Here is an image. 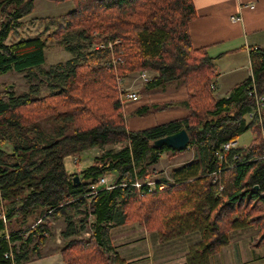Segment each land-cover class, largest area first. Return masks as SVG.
<instances>
[{
	"label": "trees",
	"instance_id": "obj_1",
	"mask_svg": "<svg viewBox=\"0 0 264 264\" xmlns=\"http://www.w3.org/2000/svg\"><path fill=\"white\" fill-rule=\"evenodd\" d=\"M72 1L65 14L29 18L43 28L24 37L19 28L34 0H0V75L24 72L30 83L26 92L16 94L14 86L0 92V264L40 257L55 240L51 223L59 220L64 264H122L107 232L135 222L161 241L198 232L200 240L184 264H209L229 244L231 232L249 226L258 229L255 245L264 249L263 119L245 118L256 108L253 89L264 95V48L249 49L252 76L217 98L210 87L213 58L191 44L192 0ZM9 36L17 40L6 43ZM48 42L72 56L46 71L40 67ZM144 69L155 72L144 82L146 90L184 87L177 104L186 114L131 130L122 113V81ZM39 75L49 87L43 95L31 83ZM172 106L143 104L131 114L142 117ZM181 129L189 135L184 150L153 147L155 139ZM246 130L254 139L234 160L228 154L227 162H219L221 145ZM92 148L101 153L89 164L66 169L68 157L80 164ZM190 149L193 158L151 188L146 179L160 154L174 157ZM107 173L115 175L111 186L98 185Z\"/></svg>",
	"mask_w": 264,
	"mask_h": 264
},
{
	"label": "crops",
	"instance_id": "obj_2",
	"mask_svg": "<svg viewBox=\"0 0 264 264\" xmlns=\"http://www.w3.org/2000/svg\"><path fill=\"white\" fill-rule=\"evenodd\" d=\"M192 3L195 18L189 23L191 44L193 48H204L207 54L213 58L215 82L210 87L213 89L215 97L227 96L234 85L252 76L249 49L251 47L264 48V0H192ZM233 16L240 19L233 21L231 19ZM171 87L173 88L175 85ZM166 95L168 97L162 96L163 98L159 100L152 99L149 102L140 103L138 94V100L133 101V103H137V106L158 101H170L173 102V106L172 109L169 108L171 110L149 112L142 117L132 116L129 120L132 126L131 130L144 129L140 127L139 117H151L152 124L156 125L181 118L186 114V110L177 104L185 97L182 85L178 86L176 90L171 89ZM178 108L180 109L177 110ZM172 110H177L174 112L179 113L172 116ZM262 119L264 120L263 116ZM246 131H250L254 135L251 142L255 133L251 130ZM249 143L240 146V148H245ZM79 166H81L80 169L84 167L83 165ZM113 176L115 177V175ZM244 229L233 231L230 236L244 232ZM88 236L89 234L85 237ZM107 236L113 247L112 253L123 261L122 264H184L190 246L197 244L200 240L199 233L194 231L177 238L161 241L156 232H149L143 225L136 222L111 227L108 229ZM232 244L230 238L229 244L210 257L209 264H215V260L226 262V264H240L234 259L236 248L235 250L232 248V253L229 252V249L228 252L224 250ZM43 250L45 252L40 257L22 264H64L60 246L56 247L54 242H47ZM240 254L242 256V252ZM263 257L264 254L261 262L257 260V264H263ZM254 261H256V256H248L243 259L242 264H254Z\"/></svg>",
	"mask_w": 264,
	"mask_h": 264
},
{
	"label": "rangeland",
	"instance_id": "obj_3",
	"mask_svg": "<svg viewBox=\"0 0 264 264\" xmlns=\"http://www.w3.org/2000/svg\"><path fill=\"white\" fill-rule=\"evenodd\" d=\"M73 1L72 0H65V1H60V2H55V1H51V0H34V6H33V10L32 12L24 17L22 19V26L19 28V31L21 33L22 36L27 37V36H32L35 35L37 32H39L40 30H42L43 22H35L32 23L31 19L29 18H52V17H57L59 15L65 14L66 12L70 11L73 9ZM44 24V23H43ZM17 37L16 36H9L8 38L5 39L6 43H11L13 41H16ZM72 55L68 52H66L65 50H63L60 46L55 45V43L53 42H48V47L45 50V63L44 65H42L40 68L42 70H50L51 66H54L55 64L61 62H65L66 60H68ZM117 61V60H116ZM24 72L21 73H17V72H10V73H6L4 75H0V92L3 90V88L5 86H14L15 89V93L19 94L21 92H26L28 91V86L30 83H28L24 77ZM116 75H118V71L115 72ZM139 71L138 72H133L131 74H128L125 76V78L123 79V84L121 88H124L125 90H132V91H136L139 94V100H141L140 103L142 102H149V100H159L162 99V96H166V93L170 92V90H176L177 88L175 87H168L167 90H159V89H155L152 91H148L145 89L144 87V82L143 80L140 79V77L138 76ZM148 76L150 75L153 76L155 74V72L148 70L147 72ZM119 76V75H118ZM45 75H39V77L32 82L34 83H38L39 85V89H40V94H46L49 91V87L47 86L46 83V79H45ZM43 80V81H41ZM218 95V93H216ZM121 102H123V106H122V113L126 116V124L128 129H131V124H130V118L132 116H134V114H131L133 108L135 106H137V103H133L132 101L129 103H124L126 101H123L121 99ZM158 102H170V101H158ZM172 109V108H171ZM168 109V110H171ZM180 108H178L177 110H179ZM177 110H172L171 114L172 116H175L173 114H178L179 112H174ZM261 113L262 116L264 117V106H262L261 108ZM136 116V115H135ZM248 120V116L245 117ZM139 124L141 128H145V127H149L152 126V119L151 117H144V118H138ZM263 126V130H264V120L262 123ZM254 135L250 132V131H245L244 133H242L239 137H238V144L239 146H243L246 143H249L251 138ZM122 145V142H119L116 146H114L116 149L120 148ZM109 146L111 145H107L105 148L109 149ZM5 149L10 150V146L9 145H5L4 146ZM87 152V151H85ZM97 148H92L90 151H88L87 154H84L82 156H86L84 157V161H82V164H77V162L74 160L73 157H68L65 160V167L69 172H75L80 170L79 165H87L90 163V161L92 160V158L96 155V154H100L101 152H99ZM82 154V153H81ZM80 154V155H81ZM193 154H194V150L190 149L187 152L184 153H180L174 157L170 156V153L168 152H162L161 158L159 160V162L153 167V170H151V178L149 180L146 179V181H149L148 183H151V188L154 186V181L157 178H161V177H165V176H169V172L172 168L174 167H178L182 164H184L185 162L191 160L193 158ZM77 165V166H76ZM105 177L112 179L114 178L113 174L111 173H107L105 174ZM166 178V177H165ZM92 217L89 218V221H92ZM51 228L52 231H54L56 234H59V228L61 227L62 223L61 221H56L51 223ZM85 233V231H84ZM82 234L83 237H85L87 234ZM258 229L254 226H249L246 227L244 229V232H239L237 235H233L231 237L232 239V245H228V248H224V250H226L228 252L232 253V248L237 251H235L234 254H236V256L234 257L236 262H240V264L243 263V259L248 258V256L253 257L256 256V261H254V264H257V260H259V262H261L262 259V255L264 254L263 249H259L260 247H257L255 245L256 240L258 239ZM58 237V238H57ZM50 243L54 242V246L57 247L61 246V244L64 242V240H62V238H59V235H55V240H50ZM236 242V243H234ZM230 243V242H229ZM45 252L44 250L42 251V253ZM240 252H242V256L240 254ZM262 254V255H261ZM233 258V256H232ZM241 260V261H239ZM215 264H226V262H219L217 260L214 261ZM259 264V263H258Z\"/></svg>",
	"mask_w": 264,
	"mask_h": 264
},
{
	"label": "built area",
	"instance_id": "obj_4",
	"mask_svg": "<svg viewBox=\"0 0 264 264\" xmlns=\"http://www.w3.org/2000/svg\"><path fill=\"white\" fill-rule=\"evenodd\" d=\"M231 19L233 21H238L240 18L233 16V17H231ZM116 60H118V59L113 60V64L116 63ZM147 72H148V70L144 69V70L139 71V74H138L140 79L145 81V82L149 79ZM117 80L119 82H121V80L119 78H117ZM121 99L123 101H126L124 103H127L129 101L133 102V101L138 100V94L135 91H132L130 89L124 90V92L121 94ZM256 99H257V108H255L252 112L247 113L246 116H248V119L255 118L256 116H258V118H262L261 108H262V106H264V95L263 94L260 95L256 92ZM239 148H240V146H239L236 138L231 139V140L223 143L221 145V151H218L216 153L218 161L219 162H227L228 161V159H227L228 154H230L229 160H234L239 155V153H238ZM112 182H113L112 179L109 178V180H108V178H106L105 175H103L99 178L97 184L110 187ZM148 184L151 185V183H148ZM134 185L136 187H140L139 182H136ZM261 194H264V192H262ZM1 217L4 218V216H2V215H1Z\"/></svg>",
	"mask_w": 264,
	"mask_h": 264
},
{
	"label": "water",
	"instance_id": "obj_5",
	"mask_svg": "<svg viewBox=\"0 0 264 264\" xmlns=\"http://www.w3.org/2000/svg\"><path fill=\"white\" fill-rule=\"evenodd\" d=\"M189 143V135L185 129H181L172 134L157 138L153 141V147L161 148L166 146L173 150L182 151L184 150ZM73 182L78 183L79 177L75 175L73 177Z\"/></svg>",
	"mask_w": 264,
	"mask_h": 264
},
{
	"label": "bare ground",
	"instance_id": "obj_6",
	"mask_svg": "<svg viewBox=\"0 0 264 264\" xmlns=\"http://www.w3.org/2000/svg\"><path fill=\"white\" fill-rule=\"evenodd\" d=\"M253 93L255 94V98H256V92H255V89H253ZM256 108H257V99H256ZM261 120V118H260Z\"/></svg>",
	"mask_w": 264,
	"mask_h": 264
}]
</instances>
